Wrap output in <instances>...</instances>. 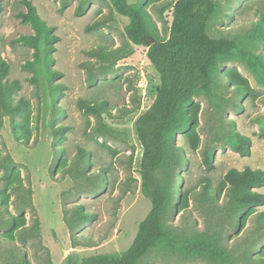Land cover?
Returning a JSON list of instances; mask_svg holds the SVG:
<instances>
[{"label":"rangeland","instance_id":"obj_1","mask_svg":"<svg viewBox=\"0 0 264 264\" xmlns=\"http://www.w3.org/2000/svg\"><path fill=\"white\" fill-rule=\"evenodd\" d=\"M29 1L51 28L50 43L43 33L37 46L22 42V34L36 35L34 25L22 17L27 12L26 5L23 0H1L0 59L8 64L5 79L19 82L12 101L26 100L29 116L26 121L23 112L13 119L5 115L1 118L0 162L10 158L13 174L4 178L0 168V264H63L69 254L83 258L119 253L129 247L138 224L151 207L140 192L141 146L134 122L151 104L159 86L158 74L146 58V48L126 40L124 26L128 19L113 10L110 0H85L81 16H76L74 10L82 0H68L62 11L59 0ZM174 1L161 0L150 5L142 1L163 38L168 35L170 5ZM214 2L216 8L208 33L236 39L239 49L244 50L250 32L260 27L264 17V0ZM93 21L105 24L87 30ZM263 31L264 23L260 29ZM262 40L254 50L264 58ZM48 44L50 49L46 51ZM97 45L118 47L127 54L117 61L113 73L88 85L85 70L79 64L94 60L85 51ZM36 50L39 56L35 63L24 69L22 64L35 59ZM48 68L56 75L51 76ZM228 68L247 78L252 89L264 92V86L238 53H232L219 59L210 91L193 97L197 113L192 128L197 134V148L190 147L184 134L175 135L185 162L176 170L180 195H176L175 206L163 217L164 227L178 239L215 233L208 227L202 205L189 193L199 190L204 179L219 189L222 176L230 167L264 170V135L260 134L264 103L256 95L237 92L226 77ZM130 96L139 100L140 107L136 112L123 114V107L131 106ZM79 100L106 102L108 114L102 119L106 134L98 131L97 119L80 107ZM233 130L250 137L249 155L240 156L230 149L228 135ZM80 148L89 161L88 165L81 163L78 172H74ZM204 149L213 155L214 167L210 170H205L201 161ZM14 181L31 190V207L22 204L12 190ZM256 190L264 193V186ZM180 197L187 200L186 205L179 202ZM223 200L220 194L218 202ZM78 207L93 213L94 218L80 221ZM261 211L264 212V204L251 207L236 218L237 226L227 225L216 233L220 245L232 257L231 264H257L255 257L264 255ZM139 264L214 263L204 257L152 249Z\"/></svg>","mask_w":264,"mask_h":264},{"label":"trees","instance_id":"obj_2","mask_svg":"<svg viewBox=\"0 0 264 264\" xmlns=\"http://www.w3.org/2000/svg\"><path fill=\"white\" fill-rule=\"evenodd\" d=\"M60 10L68 5V0H59ZM143 0L133 3L128 0H110L113 10L128 19L124 26L126 40L136 46L146 48V58L154 67L159 77V86L151 104L140 112L134 122L135 132L141 146L139 161L140 192L151 203L150 210L138 224V229L129 247L116 254H93L79 258L73 254L66 256L63 264H139L142 258L152 249L177 252L183 256L204 257L214 264H231L232 257L223 248L216 236L222 227L238 225L236 218L249 208L264 204V193L256 190L264 186V170L245 166L242 169L228 168L222 176L219 189L213 187L204 179L199 190H191L194 201L202 205L208 227L215 233H198L194 236L178 239L163 225L165 213L175 206L177 190L176 170L185 162L184 152L176 144L175 135L182 133L188 139L192 149L197 148V134L192 128V122L197 113V105L192 102L199 92L208 93L213 85V75L218 61L232 53H238L240 59L247 64L257 82L264 86V58L255 52V45L264 43V31L260 32L264 17L258 28H253L248 37L245 49H239L236 39L227 37H212L208 33L209 23L216 8L214 0H175L170 5V25L167 37H162L157 31L154 20L144 6ZM149 5L161 0H146ZM27 12L22 17L29 20L36 29V35L22 34L19 39L27 44L37 46L40 35H46L48 43L52 40V30L36 13L29 0H23ZM85 0L80 1L74 14L81 16L85 12ZM169 7V6H168ZM1 10V0H0ZM105 21H93L87 25V30L101 27ZM50 44L46 47L49 51ZM94 58L80 62L85 70L86 82L93 85L98 77L111 74L117 61L127 53L118 47L108 48L97 45L85 51ZM35 59L22 64L24 69L31 68L39 56L34 52ZM47 61H51L46 56ZM8 64L0 59V125L2 116L13 119L23 112V118L28 120L29 105L20 98L13 102V94L19 89L17 80L7 81L5 76ZM51 76L56 75L48 68ZM226 77L235 85L237 92L244 95H256L264 103V92L252 89L247 78L241 76L236 69L228 68ZM57 86V85H56ZM131 106L123 107V114L138 111L140 102L130 96ZM79 105L85 112L92 114L99 123L98 131L106 134V126L102 119L108 114L106 102H88L79 100ZM261 120V135H264V114ZM15 121V120H13ZM17 124L13 122V125ZM59 131L56 130L55 134ZM230 149L240 156L250 154V137L233 130L228 135ZM79 162L75 164L74 172H78L81 163L88 165V155L79 149ZM7 161V162H6ZM201 161L205 170L214 167L213 155L208 149L201 152ZM3 177H11L13 164L10 158L0 162ZM12 190L21 199L22 204L31 207V190L19 182L11 184ZM223 194L224 200L219 203L218 197ZM186 205L187 200L179 198ZM80 221L94 218L93 213L83 212L78 207ZM264 219V212L260 213ZM22 239L23 236H22ZM257 264H264V255L256 256Z\"/></svg>","mask_w":264,"mask_h":264},{"label":"crops","instance_id":"obj_3","mask_svg":"<svg viewBox=\"0 0 264 264\" xmlns=\"http://www.w3.org/2000/svg\"><path fill=\"white\" fill-rule=\"evenodd\" d=\"M259 189V188H258Z\"/></svg>","mask_w":264,"mask_h":264}]
</instances>
